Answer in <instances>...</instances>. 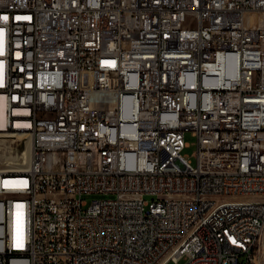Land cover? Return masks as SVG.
Returning a JSON list of instances; mask_svg holds the SVG:
<instances>
[{
	"label": "built area",
	"instance_id": "obj_1",
	"mask_svg": "<svg viewBox=\"0 0 264 264\" xmlns=\"http://www.w3.org/2000/svg\"><path fill=\"white\" fill-rule=\"evenodd\" d=\"M27 139L0 264H264V0H0V141Z\"/></svg>",
	"mask_w": 264,
	"mask_h": 264
},
{
	"label": "rangeland",
	"instance_id": "obj_2",
	"mask_svg": "<svg viewBox=\"0 0 264 264\" xmlns=\"http://www.w3.org/2000/svg\"><path fill=\"white\" fill-rule=\"evenodd\" d=\"M185 142H187V147H185L182 151V154L187 157L191 161V163L194 165L196 158H195V151L197 146V140L196 136L191 131H186L184 134ZM11 150L4 149L1 153L0 158L7 159L8 157H11L13 153L22 154L26 147V140H16L11 143ZM6 153V154H5ZM10 155V156H9ZM8 156V157H7ZM104 196L96 195V194H90V195H84L83 199L86 200V202L89 204L92 200L103 198ZM151 198V197H146ZM263 253H264V243H263ZM264 256V254L262 255ZM241 262L244 261V257H241ZM185 258H182L179 260V264H184ZM169 264H176L175 262H170Z\"/></svg>",
	"mask_w": 264,
	"mask_h": 264
},
{
	"label": "bare ground",
	"instance_id": "obj_3",
	"mask_svg": "<svg viewBox=\"0 0 264 264\" xmlns=\"http://www.w3.org/2000/svg\"><path fill=\"white\" fill-rule=\"evenodd\" d=\"M13 141L14 140L11 141L1 140L0 143H5V144H1L0 147L4 149L7 144L6 142L12 143ZM29 160H30V141L29 139H27L26 147L22 154L13 153L11 157H8L5 160L0 158V171L25 170L29 165Z\"/></svg>",
	"mask_w": 264,
	"mask_h": 264
},
{
	"label": "snow or ice",
	"instance_id": "obj_4",
	"mask_svg": "<svg viewBox=\"0 0 264 264\" xmlns=\"http://www.w3.org/2000/svg\"><path fill=\"white\" fill-rule=\"evenodd\" d=\"M4 19H7V17H4Z\"/></svg>",
	"mask_w": 264,
	"mask_h": 264
}]
</instances>
